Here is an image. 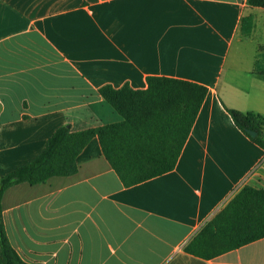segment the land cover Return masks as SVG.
I'll return each instance as SVG.
<instances>
[{
    "label": "crops",
    "instance_id": "crops-1",
    "mask_svg": "<svg viewBox=\"0 0 264 264\" xmlns=\"http://www.w3.org/2000/svg\"><path fill=\"white\" fill-rule=\"evenodd\" d=\"M258 14L247 0H0V176L62 126L121 122L103 86L146 90L158 76L208 88L173 171L125 187L94 138L75 175L7 190L4 225L24 262L264 264V238L210 260L186 252L243 187L264 190V149L224 107L264 117Z\"/></svg>",
    "mask_w": 264,
    "mask_h": 264
},
{
    "label": "trees",
    "instance_id": "trees-1",
    "mask_svg": "<svg viewBox=\"0 0 264 264\" xmlns=\"http://www.w3.org/2000/svg\"><path fill=\"white\" fill-rule=\"evenodd\" d=\"M264 9V0H247ZM254 19H242L241 29L249 36ZM259 68V62H256ZM258 73L264 71L258 69ZM146 90L129 85L99 90L100 96L121 117L119 123L80 132L62 126L45 149L13 172L0 176V249L3 264H27L10 244L3 220L2 199L10 188L27 183H46L53 177L78 172L77 159L98 138L104 157L125 187H131L175 169L194 123L208 95L204 85L181 79L151 76ZM236 127L264 149V117L224 106ZM249 131L256 132L252 137ZM264 238V190L243 187L233 199L187 245L190 255L210 260Z\"/></svg>",
    "mask_w": 264,
    "mask_h": 264
},
{
    "label": "rangeland",
    "instance_id": "rangeland-1",
    "mask_svg": "<svg viewBox=\"0 0 264 264\" xmlns=\"http://www.w3.org/2000/svg\"><path fill=\"white\" fill-rule=\"evenodd\" d=\"M264 32V14H258V23L255 38H262V33Z\"/></svg>",
    "mask_w": 264,
    "mask_h": 264
},
{
    "label": "water",
    "instance_id": "water-1",
    "mask_svg": "<svg viewBox=\"0 0 264 264\" xmlns=\"http://www.w3.org/2000/svg\"><path fill=\"white\" fill-rule=\"evenodd\" d=\"M249 134L252 136V137H256V132H254V131H249Z\"/></svg>",
    "mask_w": 264,
    "mask_h": 264
}]
</instances>
